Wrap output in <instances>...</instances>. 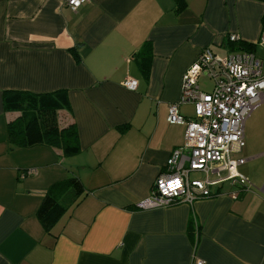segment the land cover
<instances>
[{"label":"crops","instance_id":"obj_1","mask_svg":"<svg viewBox=\"0 0 264 264\" xmlns=\"http://www.w3.org/2000/svg\"><path fill=\"white\" fill-rule=\"evenodd\" d=\"M65 2L0 0V264H264V102L230 154L244 159L237 170L249 184L136 207L183 144L185 126L167 112L201 50L226 58L241 43L264 73V0H88L76 11ZM147 43L144 74L138 58ZM128 78L135 90L122 85ZM60 89L70 108L57 111V122L75 124L79 150L9 148L6 125L20 113L4 110L3 92ZM178 112L194 117L190 103ZM28 168L35 174L20 177ZM70 178L83 187L76 204L70 188L55 189ZM46 195L67 206L48 232L37 216Z\"/></svg>","mask_w":264,"mask_h":264},{"label":"built area","instance_id":"obj_2","mask_svg":"<svg viewBox=\"0 0 264 264\" xmlns=\"http://www.w3.org/2000/svg\"><path fill=\"white\" fill-rule=\"evenodd\" d=\"M86 1L65 3L76 11ZM228 41L237 42L238 36L229 34ZM258 45L264 47V32ZM203 76L213 82L210 91L199 86L198 80ZM122 85L135 90L137 82L128 78ZM262 102L264 73L260 59L245 50L221 58L209 48H203L183 73L178 102L168 107L167 120L185 126L183 144L172 150L151 193L139 200L136 207L144 210L164 207L177 200L191 203L197 198L210 197L209 186L222 182L249 184L237 170L244 159H233L230 154L243 147L245 121ZM185 103L193 105V118L179 114L178 105ZM35 172V168H28L20 172V177ZM191 172L202 173L204 178L191 179Z\"/></svg>","mask_w":264,"mask_h":264},{"label":"trees","instance_id":"obj_3","mask_svg":"<svg viewBox=\"0 0 264 264\" xmlns=\"http://www.w3.org/2000/svg\"><path fill=\"white\" fill-rule=\"evenodd\" d=\"M235 49L250 51L249 47L239 43ZM151 47L147 43L138 58L141 71L146 74L150 65ZM3 108L5 111H17L18 117L6 125V139L9 148L47 146L56 148L64 156L75 154L79 150L78 133L74 123L59 127L57 111L69 110L66 90L60 89L49 93L34 94L24 91L8 90L3 92ZM64 192L70 188L72 204L77 203L78 196L83 193L81 183L75 178L59 182L57 185ZM59 203V195H46L37 216L43 228L48 232L58 216L65 212L67 206Z\"/></svg>","mask_w":264,"mask_h":264},{"label":"rangeland","instance_id":"obj_4","mask_svg":"<svg viewBox=\"0 0 264 264\" xmlns=\"http://www.w3.org/2000/svg\"><path fill=\"white\" fill-rule=\"evenodd\" d=\"M199 86L205 90V91H210V88L212 87L213 82L208 78V77H201L198 80ZM190 178H203V175L198 172H194L190 174Z\"/></svg>","mask_w":264,"mask_h":264},{"label":"snow or ice","instance_id":"obj_5","mask_svg":"<svg viewBox=\"0 0 264 264\" xmlns=\"http://www.w3.org/2000/svg\"><path fill=\"white\" fill-rule=\"evenodd\" d=\"M176 185H177V186L179 185V182H178V181L176 182ZM170 186H171V185H170Z\"/></svg>","mask_w":264,"mask_h":264}]
</instances>
